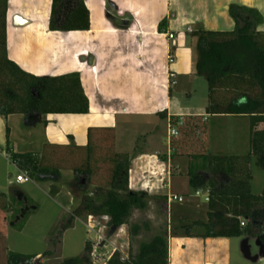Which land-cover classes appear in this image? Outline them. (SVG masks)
I'll list each match as a JSON object with an SVG mask.
<instances>
[{
    "label": "crops",
    "instance_id": "crops-1",
    "mask_svg": "<svg viewBox=\"0 0 264 264\" xmlns=\"http://www.w3.org/2000/svg\"><path fill=\"white\" fill-rule=\"evenodd\" d=\"M77 1L63 0L59 4L54 17L56 25L65 21ZM83 4L88 11V28L62 31L50 29L52 0H7L8 59L35 76L77 73L88 101V111L48 113L32 125L24 122L21 113L0 114V126L5 127L6 137L5 143H0V155L16 168L18 174L21 172L14 156L25 154L18 151L19 143H10L8 139L13 116L18 117L14 123L22 129L26 140H21L27 143L29 150L42 145L85 147L99 134L108 133L114 136L116 150L125 152L137 146L120 145L121 137L132 132L133 143L139 135L146 145L144 149L135 148L139 155L133 163L145 162L139 166L142 170L145 166L165 169L160 175L162 184L150 180L151 189L155 187L156 190L158 185L162 186L164 194H178L172 191L174 176L169 170L174 152L167 148L164 153L152 131L151 120L159 119L168 129V121L176 120L178 115H200L203 119L208 115L232 116L214 109L218 104L212 94L214 89L209 87L205 111L202 108L190 111L192 108L186 103H191L195 94L187 92L179 97L174 86L179 79L188 77L191 80L197 76V37L193 35L197 28L228 33L234 30L235 23L228 11L230 4L254 8L261 13L263 20L256 27L255 38L264 47V0H83ZM169 34H173V38H169ZM169 55L174 58L172 63L168 61ZM170 73L174 77L170 78ZM244 79L248 83L249 78ZM255 93V96L249 94L259 97L257 89ZM231 99L232 96L227 101ZM233 116L252 120L250 115ZM196 125L192 126L193 134L202 140L201 147L203 145L204 152L207 151L204 155H213L223 149L216 128L200 129L195 128ZM251 128L260 130L263 123L252 122ZM174 151L177 158L183 157L182 148ZM140 182L138 172L129 178L130 187H137ZM203 195L205 198L206 192ZM0 197L3 198L4 194ZM6 225H2L4 231ZM232 238L170 236L168 264H232ZM2 240L7 249L5 234ZM39 255L35 253L34 259L41 258ZM244 257L253 260L252 263L264 264V247L256 260L249 253Z\"/></svg>",
    "mask_w": 264,
    "mask_h": 264
},
{
    "label": "trees",
    "instance_id": "trees-1",
    "mask_svg": "<svg viewBox=\"0 0 264 264\" xmlns=\"http://www.w3.org/2000/svg\"><path fill=\"white\" fill-rule=\"evenodd\" d=\"M62 1L52 0L50 29L62 31L87 29L88 11L84 7L83 0L77 1L61 25L55 24L54 17ZM6 11L7 0H0V61L5 78L2 87L5 101L0 106V114L7 116L21 113L24 115V122L32 125L48 113H86L88 101L82 91L77 73L56 77L35 76L23 71L8 59ZM228 11L235 23L232 32L208 31L203 28H197L193 32V35L197 37L196 75L205 78L212 90L215 89L216 84L233 77L238 81L246 77L253 81L259 91V97H252L248 91L237 88L235 92L238 91L241 94L233 97L226 104L224 111L218 109V104L214 109L226 114L250 115L253 123L256 121L263 123V128L260 130L251 128L250 155L257 156L264 166V47L255 38L256 27L263 18L258 10L237 4H230ZM92 141L93 139L85 147L69 144L67 146L49 145L44 148L48 150L51 160L56 158L53 152L58 149H86L90 154ZM250 155L200 156L203 170L189 169L188 182L195 189L206 186L209 191L208 201L201 204L193 197H185L182 202L185 206H181L183 214L169 215L168 230L154 234L147 241H141L135 252L128 247V261H121L119 255L115 254L109 264H168L167 238L170 236L238 237L246 234L258 239L264 247V190L261 195H254L250 190ZM14 159L17 167L27 173L30 178L31 174L36 173L37 179L40 180L60 179L59 171L50 170L42 163L38 165L29 154L14 156ZM111 159L113 164L111 177L104 189L96 190V198L90 197L87 193V185L91 184L92 169L91 166L85 165L87 166L86 179L77 183V190L68 191L73 203L75 199L78 200L74 203L67 226L71 224L73 218L92 215L106 216L108 222L111 221L112 225L119 228L128 222L132 210L146 207L147 193L133 191L128 187L130 170L128 156L115 154ZM75 169L77 173L82 172L80 168ZM205 173L208 175L206 176ZM161 197L164 201L167 200L166 194H162ZM195 211L205 217L196 219L193 217ZM139 230L140 226L136 224L131 226L130 233L136 236ZM58 246L55 245L54 248L58 249ZM89 252L90 246L86 245L85 254L82 257L84 264H89L86 261ZM34 258L35 256L8 254V264H31ZM76 261V259H66L62 260L61 264H74Z\"/></svg>",
    "mask_w": 264,
    "mask_h": 264
},
{
    "label": "rangeland",
    "instance_id": "rangeland-1",
    "mask_svg": "<svg viewBox=\"0 0 264 264\" xmlns=\"http://www.w3.org/2000/svg\"><path fill=\"white\" fill-rule=\"evenodd\" d=\"M1 67L2 63L0 61V106L5 101V93L2 91L5 78ZM179 80V83L174 86V92L179 97L185 96L187 92L195 94L196 98L192 100L193 102L186 103V105L192 108L191 110L189 109L190 111L200 110L201 108L204 110V107L208 105L209 90L206 79L195 76L191 80L188 77L185 80ZM247 80L248 83L246 79L238 81L233 77V79H226L216 84L217 89H214L212 94L218 103L220 111H224L228 103L227 100L231 96L233 98L241 94L238 91L235 92L237 88H242L252 96H255L257 88L250 78ZM227 88L230 91H227ZM16 118L18 117H11L9 123L11 132L8 139L10 143L12 141L19 143L18 151L25 155L29 154L38 165L42 163L43 166L48 167L50 170L59 171L60 179L57 181L50 179L40 180L37 179L36 173H34L31 174L32 179L30 181L17 184L15 177L18 171L0 155V193L4 194L3 198L0 197V264H8V254L13 253L28 257L34 256L35 253H40L39 256L44 255V257L39 259H33L31 264H61L62 260L66 259H76L77 261L74 264H84L82 257L85 254V246L89 245L91 251L93 245L99 242V239H97L95 231L89 230L86 226L88 216L73 218L71 224L67 226L74 203L78 200L75 199L73 203L68 191L77 190V183L86 179L85 168L87 166L85 165L87 164L92 169L90 175L91 184L87 185V193L90 197L96 198V190L98 188L104 189L109 182L113 167L111 158L115 154L128 156L130 169L132 170V173L128 174V176H135L138 172L141 179V184L137 187L135 185L130 187L128 179V187L133 191L146 192L147 205L142 209L132 210L131 215L128 217V222L116 228L112 233L110 228L104 226L105 242L103 244L113 243L126 253H128V247H131L133 252H135L141 241H147L154 234L168 230L167 224L171 213L174 216L178 213L183 214L184 211L181 206H185V204L170 203L168 208V200L164 201L161 197L164 194L161 187L157 185L156 190L155 187L153 189H145V185H142V182L149 178H151L150 180H157L158 184H160L161 168L155 169V167H151L150 169V167L145 166L142 170L139 166L143 163L145 165V162L138 163L139 165L133 163L135 157L139 155L135 148L138 146V148L144 149L146 146L139 135H137L138 138L135 143L132 142V136H134L132 132H126L121 137V147L128 146L130 148L137 145L130 151L118 152L114 136L104 133L93 139L90 154L86 149H58L53 152L56 158H51L50 160L48 150H45L43 145L37 149L35 147L33 150H29L27 143L21 140V138H24L22 129L16 127L14 123ZM206 118L203 119L200 115L193 116L188 114L182 117V126H177L175 120H173L172 125L178 128L180 132V135L174 137L167 135L168 129L164 122H160L157 118L151 120L153 122L152 131L164 153L167 152V148H169V151L172 148L174 152V157L172 155L173 158L169 167L170 174L174 176L172 191L184 198L193 197L195 201H199L201 204L207 202L203 194L208 189L206 186L202 187L203 190L201 192L203 194L196 196L195 192L197 189L190 186L187 172L189 169L203 170L200 156L202 157L207 151L205 150L206 152H204L203 145L201 147L200 142L202 140L196 134H193V124H197L195 128L205 129L206 127H212L218 130L219 143H221L223 149L219 152H214L213 155L247 156L251 153L250 132L253 122L249 117L233 115L221 118L208 115ZM5 139V127L0 126V143L4 144ZM179 147L183 151L181 153L183 157L180 159L177 158L178 155L174 151L177 148L179 149ZM179 161H181L180 164ZM75 168H80L82 172L77 173ZM249 171L251 174L250 190L254 195H261L264 190V166L259 162L257 156H249ZM154 172L156 174L152 175ZM205 175L207 176L208 173H205ZM193 215L196 219L205 217L197 211ZM95 218L97 219V217ZM97 220L100 225H105L106 218ZM4 224H7L4 226L5 231L2 227ZM136 224L140 226L139 234L132 236L130 228ZM4 234L7 249L3 247L2 239ZM168 239L169 237L167 238V245ZM55 245H59L58 249L54 248ZM111 248L102 247L101 250H111ZM262 248L263 245L259 240L246 234L233 237L231 244L232 264H255L252 263L253 260L250 258L249 260L246 259L244 254L249 253L250 257L256 260ZM46 253L49 257L45 256ZM86 261L87 263L89 262V257Z\"/></svg>",
    "mask_w": 264,
    "mask_h": 264
},
{
    "label": "built area",
    "instance_id": "built-area-1",
    "mask_svg": "<svg viewBox=\"0 0 264 264\" xmlns=\"http://www.w3.org/2000/svg\"><path fill=\"white\" fill-rule=\"evenodd\" d=\"M169 38H173V34H169ZM168 61L169 63H172L174 61V58L169 55L168 56ZM169 77L172 78L174 77L173 73L169 74ZM182 115H178L177 118L175 120L176 125L177 126H182L183 122H182ZM172 119H170L168 121V136L170 137H174V136H178L180 135L179 129L174 127L172 125ZM165 172V169H163L160 173V175H162ZM132 173L131 169L129 170V175ZM152 174V173H151ZM154 175V173L152 174ZM130 178V177H129ZM150 179H145L144 182H142V185H145V189H151L152 185L150 182ZM31 178L24 172H20L19 174L16 175L15 177V182L17 184H23L25 182L30 181ZM160 182L163 181L162 176L159 180ZM162 184V182H161ZM162 188V186H160ZM147 191V190H145ZM202 190L197 189L195 192L196 196H201L202 195ZM167 200H168V204L170 203H182L184 201V197L178 194H173V193H167ZM208 196H209V191L206 190V195H205V200L208 201ZM106 218L105 220V225H100L97 219H103ZM97 219L92 216L89 215L88 219H87V223L86 226L89 230L91 231H95L96 235H97V239H99V242L95 243L91 249V251L89 252V264H109L111 258L115 255L118 254L120 257L121 261H128V253L124 252L122 250V248L118 247L117 245L113 244V243H108V244H103L105 242L104 239V226H107L108 223V218L106 216L103 217H97ZM243 224V223H241ZM103 244V245H102ZM102 247H112L111 250H101Z\"/></svg>",
    "mask_w": 264,
    "mask_h": 264
},
{
    "label": "water",
    "instance_id": "water-1",
    "mask_svg": "<svg viewBox=\"0 0 264 264\" xmlns=\"http://www.w3.org/2000/svg\"><path fill=\"white\" fill-rule=\"evenodd\" d=\"M107 227L110 228V232L111 233L114 232L116 230V228H117L115 225H112V222L111 221H109L107 223Z\"/></svg>",
    "mask_w": 264,
    "mask_h": 264
}]
</instances>
